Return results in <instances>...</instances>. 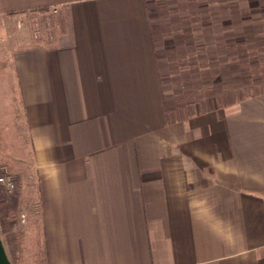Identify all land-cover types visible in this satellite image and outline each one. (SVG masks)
Segmentation results:
<instances>
[{
	"label": "crops",
	"instance_id": "crops-1",
	"mask_svg": "<svg viewBox=\"0 0 264 264\" xmlns=\"http://www.w3.org/2000/svg\"><path fill=\"white\" fill-rule=\"evenodd\" d=\"M181 1L0 0V146L31 153L47 264H264V91L218 105L210 84L249 0Z\"/></svg>",
	"mask_w": 264,
	"mask_h": 264
},
{
	"label": "rangeland",
	"instance_id": "rangeland-1",
	"mask_svg": "<svg viewBox=\"0 0 264 264\" xmlns=\"http://www.w3.org/2000/svg\"><path fill=\"white\" fill-rule=\"evenodd\" d=\"M190 1L170 2L169 9L200 6L202 11L215 9L220 16L224 15L226 4L232 5L229 9L234 13L241 8V0ZM261 1L263 0H249L248 33L231 36L233 42L243 39V50L233 51L239 54L234 55L239 59L238 62H233V65H218L217 69L223 77H216V82L210 77L211 89L214 84L216 87L218 105H228L241 97L264 91V1ZM258 11L262 17L253 16ZM26 17L23 18L24 21H16L10 17V38L21 33L28 39L36 28H40V32H47L50 19L46 12L32 13ZM233 19V25H240V19ZM217 20L218 26H223V20ZM217 36L218 43L222 44L226 36ZM189 79L191 77H170L169 81L188 84ZM200 80L202 91H205L210 85L209 79L200 77ZM4 142L5 145L0 146L4 151L3 158H0V177L8 179L13 187L0 184V238L3 247L12 264H47L37 199V178L32 167L31 153L27 147L6 146L8 142Z\"/></svg>",
	"mask_w": 264,
	"mask_h": 264
},
{
	"label": "water",
	"instance_id": "water-1",
	"mask_svg": "<svg viewBox=\"0 0 264 264\" xmlns=\"http://www.w3.org/2000/svg\"><path fill=\"white\" fill-rule=\"evenodd\" d=\"M0 264H12L6 255L2 241L0 239Z\"/></svg>",
	"mask_w": 264,
	"mask_h": 264
},
{
	"label": "built area",
	"instance_id": "built-area-1",
	"mask_svg": "<svg viewBox=\"0 0 264 264\" xmlns=\"http://www.w3.org/2000/svg\"><path fill=\"white\" fill-rule=\"evenodd\" d=\"M0 184L1 185H5L8 188H12L13 187L12 183L8 179L3 178V177H0Z\"/></svg>",
	"mask_w": 264,
	"mask_h": 264
}]
</instances>
